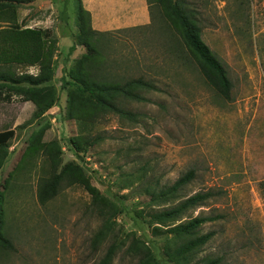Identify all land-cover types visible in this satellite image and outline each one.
Segmentation results:
<instances>
[{"label":"rangeland","instance_id":"1","mask_svg":"<svg viewBox=\"0 0 264 264\" xmlns=\"http://www.w3.org/2000/svg\"><path fill=\"white\" fill-rule=\"evenodd\" d=\"M144 1L146 20H131L105 31L104 53L109 59L105 71L114 78L142 76L156 89L142 91L144 100L123 99L122 107L134 118L111 112L94 124L82 125L88 142L77 151L70 139L81 126L69 116L75 85L61 88L62 76L72 81L68 71L81 55L68 57V45L75 43L76 35L75 0L70 3L71 16L70 0H59L55 9L50 6L53 1L38 6L39 10L32 6L28 11L26 4L17 8V23L44 29L46 45L52 37L59 40L58 27L67 38L58 54L57 46L53 76L46 82L56 99L42 114L33 102L21 109L22 97L9 84L0 88V131L14 130L0 168V234L11 243V247L0 243V264H93L111 242L108 238L98 250L92 249L101 219L90 208L91 196L82 186L62 187L45 204L39 202L37 187L50 167L36 149L37 139L56 140L61 165L79 163L101 195L118 208L110 233L125 243L112 264H135L127 252L133 235L150 247L161 264H172L163 252L169 234H153L150 218L143 214L159 208L148 205L146 189L170 185L188 170L194 177L180 196L200 190L216 194L182 219L215 217L201 227L202 233L213 235L194 261L209 257L218 258L219 264H264L260 186L264 180V0H186L200 28V40L230 78L229 98L207 83L190 58L170 8ZM131 13L132 9L121 11L120 18L124 21ZM45 17L47 28L40 22ZM0 70L35 75L39 66L13 62ZM10 116L17 118L13 121Z\"/></svg>","mask_w":264,"mask_h":264},{"label":"trees","instance_id":"2","mask_svg":"<svg viewBox=\"0 0 264 264\" xmlns=\"http://www.w3.org/2000/svg\"><path fill=\"white\" fill-rule=\"evenodd\" d=\"M33 1L0 0V23H6L4 26L0 24V66L13 62L39 66L35 75L23 72L12 76L0 70V88L9 84L22 100L33 102L36 111L42 114L56 99L53 87L46 82L53 76L52 58L57 49V39L52 37L46 45L43 38L44 29L21 27L17 23V8ZM146 1L148 5L155 3L170 8V18L179 23L190 58L196 61L207 83L223 97L229 98L232 86L230 78L222 63L200 40V28L194 19V12L186 5V0ZM75 15L78 33L68 55L76 44L85 47V52L68 71L72 81L61 77V88L69 84L75 85L69 100V116L81 126L77 135L70 139L71 145L77 151L88 142L82 125L88 122L94 124L111 112L120 117L134 118L131 111L122 107L123 99L144 100L142 91L155 90L156 86L142 76L114 78L107 73L105 68L108 67L109 59L104 53V38L107 32L92 28L90 12L83 7L81 0H75ZM86 93L91 94V97ZM13 133L14 130L10 127L0 131V168L7 156L5 144ZM31 145L34 147V143ZM36 149L46 157L50 167L49 175L42 178L37 187L39 202L45 204L56 196L62 187L82 186L91 196L90 208L101 219L100 227L91 239L92 249L98 250L101 243L108 238L111 241L103 256L93 264H112L117 249L125 243L124 239L121 240L110 233L118 208L101 195L79 163L69 161L61 165V147L56 140L39 142L37 139ZM193 177V170H188L170 185L147 187V192H150L148 205H158L159 208L150 209L143 214L150 218L153 234H169L163 252L172 264H219L218 258L204 257L200 261H194L198 249L213 235L212 231L202 233L201 227L215 217L196 215L182 219L189 210L202 206L216 194L212 190H200L188 196H180V191ZM260 186L264 194V180L260 182ZM0 243L11 247V243L1 234ZM127 252L135 259V264H161L154 257L150 247L134 235L127 246Z\"/></svg>","mask_w":264,"mask_h":264},{"label":"crops","instance_id":"3","mask_svg":"<svg viewBox=\"0 0 264 264\" xmlns=\"http://www.w3.org/2000/svg\"><path fill=\"white\" fill-rule=\"evenodd\" d=\"M48 1H53V3L50 5L51 7H55L58 4L59 0H34L33 2L26 4L28 7V11L32 6L36 7V10H39L38 6H43ZM83 7L90 12L91 15V26L93 29H96L98 31H107L112 26L116 25H122V24H128L131 20H146V14L144 4V0H81ZM70 3L67 6L68 12L70 15ZM128 9H132V13L130 16H124V21L120 18L121 11H128ZM72 15V14H71ZM70 15V16H71ZM75 19V14H74ZM41 23H46L43 25V28H47L48 20L47 17L40 20ZM66 25V24H65ZM59 28V40L57 41V54L59 52H62V48L60 46L61 43H64L66 40V36L64 32L61 33V29ZM78 33V28L76 26L75 22V31L74 34ZM62 37V38H61ZM74 43H70L68 45V48L72 46ZM85 52V48L82 45H74V48L68 57L74 58L76 56H79V54H82ZM21 109L25 107H29V104L32 103L31 101H21ZM34 105V104H33ZM19 116V114H17ZM16 117L10 116V119L13 121L16 120ZM8 118V117H7Z\"/></svg>","mask_w":264,"mask_h":264}]
</instances>
